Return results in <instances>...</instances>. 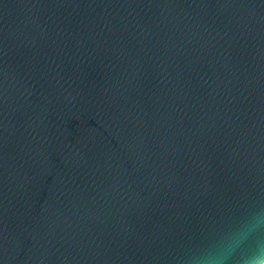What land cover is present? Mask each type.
<instances>
[{"label": "water", "instance_id": "95a60500", "mask_svg": "<svg viewBox=\"0 0 264 264\" xmlns=\"http://www.w3.org/2000/svg\"><path fill=\"white\" fill-rule=\"evenodd\" d=\"M264 260V0H0V264Z\"/></svg>", "mask_w": 264, "mask_h": 264}, {"label": "clouds", "instance_id": "9594fccd", "mask_svg": "<svg viewBox=\"0 0 264 264\" xmlns=\"http://www.w3.org/2000/svg\"><path fill=\"white\" fill-rule=\"evenodd\" d=\"M259 264H264V260H262V261H259Z\"/></svg>", "mask_w": 264, "mask_h": 264}]
</instances>
